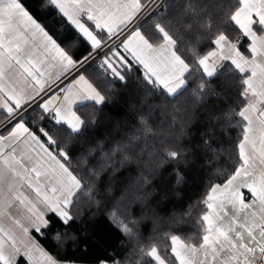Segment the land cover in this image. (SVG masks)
<instances>
[{
	"label": "snow or ice",
	"instance_id": "1",
	"mask_svg": "<svg viewBox=\"0 0 264 264\" xmlns=\"http://www.w3.org/2000/svg\"><path fill=\"white\" fill-rule=\"evenodd\" d=\"M239 2L241 12L234 13L229 22H239L245 29L250 26L256 35L246 33L235 45L248 59L233 56L230 61L239 72L248 69L241 81L244 107L239 115L246 123L237 145L238 166L222 185L211 189L209 212L201 217L205 232L200 245L193 248L171 236L167 255L155 244L141 249L148 264H256L257 259L264 260V109L248 100L251 93L264 104V60L252 59L261 51L259 41L264 40V0ZM49 6L87 42L88 51L79 58L57 41L23 0H0V264H68L48 250L40 237L55 226L64 229V238L76 239L71 228L79 219L74 209L84 184L71 167L72 152L61 146L66 136H79L84 127L83 113L71 107L76 100L103 104L105 74L112 83H124L135 73L145 83H155L166 97L186 87L188 60L166 28L151 19L155 10L133 23L146 7L143 0H49ZM232 26L240 31L236 23ZM156 36L164 44L152 49L147 42ZM216 43L213 39L211 47L215 49ZM211 55L219 56V50ZM228 55L230 50L215 63L205 64L209 78ZM96 58L102 71H88ZM212 82L227 87L226 79ZM70 108L78 120L57 118L58 112ZM36 110L42 117L39 124L29 118ZM120 151L123 167L133 154L127 148ZM177 156V151L167 152L171 159ZM128 211L125 193L106 215L125 236L132 234L126 221ZM55 243L63 246L59 235ZM97 264L109 261L100 259ZM112 264L120 261L112 260Z\"/></svg>",
	"mask_w": 264,
	"mask_h": 264
},
{
	"label": "trees",
	"instance_id": "2",
	"mask_svg": "<svg viewBox=\"0 0 264 264\" xmlns=\"http://www.w3.org/2000/svg\"><path fill=\"white\" fill-rule=\"evenodd\" d=\"M23 2L59 43L73 49L74 57L88 51L86 41L49 6V0ZM239 6L238 0H167L164 9L152 16L188 60L186 87L174 97H166L155 83L149 85L135 73L124 83H112L105 74L104 103L75 107L83 113L84 127L79 136H66L61 146L72 152L71 167L84 184L74 209L79 219L71 228L76 239L64 238V229L55 226L40 237L58 259L68 264H97L100 259L109 264L112 260L148 264L141 249L155 244L167 255L171 236L189 246L200 244L201 217L207 212L210 190L238 166L237 145L245 125L239 115L245 75L223 62L209 78L197 61L214 49L211 42L221 34L239 43L243 35L229 22ZM162 40L156 36L149 42ZM87 70L102 71L95 65ZM220 79H226V88L212 82ZM29 118L39 124L42 117L36 110ZM122 148L133 154L123 167ZM173 150L178 152L176 159L167 157ZM125 193L130 236L106 217ZM133 220L138 223L132 224ZM58 235L61 248L55 243Z\"/></svg>",
	"mask_w": 264,
	"mask_h": 264
},
{
	"label": "crops",
	"instance_id": "3",
	"mask_svg": "<svg viewBox=\"0 0 264 264\" xmlns=\"http://www.w3.org/2000/svg\"><path fill=\"white\" fill-rule=\"evenodd\" d=\"M147 1L148 0H143V4H145ZM239 4H240V2H239ZM242 7L243 6L240 4V6L236 9V11L234 13L235 14H239L241 12V10H242ZM233 23H236V26L240 29V32L242 33V35H244L246 33H250L252 36H255L256 35L255 32H253L251 30L250 26H249V28L245 29V27H244L243 24H240L239 22H235V21H233ZM249 25H250V22H249ZM262 35H264V33H262ZM105 39H107V38H105ZM215 40L217 41L216 48L213 49L208 54H206L204 57H202L199 60L201 62L198 63L199 64V67L201 68V70L203 71V73L206 76H207V74H206L207 68L205 67V64L206 63L207 64L215 63V61L217 59H219V56H224V54L227 53V52H229V50L231 52V55L225 56L224 59H221L220 60V63L215 67V72L217 71V69L219 68V66H221V64L223 62H229L230 63V61H231V59H232L233 56L239 57L241 60H247L248 59L247 57L241 56V54L239 52H237V50L235 48L236 43L230 41L228 38L225 37V35L221 34L218 37H216ZM147 43L149 44V47L150 48H152V49H159L164 44V40H162L161 42L156 43V44H151L149 41ZM259 46H260L261 51L259 53H254L253 58H252L253 60H255L257 62H259L261 60H264V40H260L259 41ZM217 50H219V56H217V55H211L212 53L217 52ZM134 63H138V62L134 60ZM142 71H143V69H142ZM187 71H188V67H187L186 73H187ZM247 71H248V69L246 68L245 69V72H240V73L244 74L245 75V78H246ZM248 100H249V102L251 104H255V107L256 108L264 109V104H261V103L258 102L259 101V98L258 97L253 98V96H252L251 93H249V95H248ZM87 102H94V101H92V100H87V101H85V100H76L71 107L72 108H75L76 106L81 105V104H84V103H87ZM37 112H39V110H37ZM57 118L58 119H61L62 118V119L65 120V122H72V123H74L76 120L79 119V117L76 116V113L74 111H72L71 108L68 109L66 112H58ZM244 123H246V122H244ZM258 131H259V129H258ZM261 135L264 136V132H261ZM223 183L217 184L215 186L222 185ZM210 194H211V190H210ZM208 212H209V209H207L206 214ZM204 232H205V225H204ZM233 239H235V236L234 235H233ZM199 245H197V246H191V247L195 248V247H198ZM256 264H264V260H263V262H260L259 259H257Z\"/></svg>",
	"mask_w": 264,
	"mask_h": 264
},
{
	"label": "built area",
	"instance_id": "4",
	"mask_svg": "<svg viewBox=\"0 0 264 264\" xmlns=\"http://www.w3.org/2000/svg\"><path fill=\"white\" fill-rule=\"evenodd\" d=\"M166 2H167V0H148L144 4V5H146V7L144 8L143 12L141 13V16L137 17L136 21H133V23L142 21L144 16L148 15V13L153 12L154 10H155L154 15L160 13L164 9ZM105 46H107V44ZM98 60H99V58H96V60L93 61L92 64L100 67V65H99L100 61H98ZM81 71H84V69H81ZM259 261L263 262V260H261V259H259Z\"/></svg>",
	"mask_w": 264,
	"mask_h": 264
},
{
	"label": "rangeland",
	"instance_id": "5",
	"mask_svg": "<svg viewBox=\"0 0 264 264\" xmlns=\"http://www.w3.org/2000/svg\"><path fill=\"white\" fill-rule=\"evenodd\" d=\"M96 67H99V66H96ZM91 71H94V70H91ZM181 240V239H180ZM182 241V240H181ZM184 244H186L184 241H182ZM187 245V244H186ZM189 246V245H188Z\"/></svg>",
	"mask_w": 264,
	"mask_h": 264
},
{
	"label": "water",
	"instance_id": "6",
	"mask_svg": "<svg viewBox=\"0 0 264 264\" xmlns=\"http://www.w3.org/2000/svg\"><path fill=\"white\" fill-rule=\"evenodd\" d=\"M152 85V84H151Z\"/></svg>",
	"mask_w": 264,
	"mask_h": 264
}]
</instances>
